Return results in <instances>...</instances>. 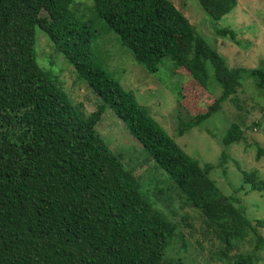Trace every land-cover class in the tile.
I'll list each match as a JSON object with an SVG mask.
<instances>
[{"label":"trees","instance_id":"1","mask_svg":"<svg viewBox=\"0 0 264 264\" xmlns=\"http://www.w3.org/2000/svg\"><path fill=\"white\" fill-rule=\"evenodd\" d=\"M72 1L0 0V264H168L165 251L177 225L155 206L150 187L137 177L126 153L114 151L99 132L108 109L223 240H256L254 249L237 253L231 264H255L258 250L264 249L257 227L264 226V218L252 224L239 199L224 194L211 177L214 164L179 145L148 106L124 88L93 41L114 33L151 73L169 57L174 68L185 67L204 87L211 82L221 86L207 110L180 120V136L205 124L224 101L235 99L229 96L235 97L245 79L264 97V62L229 66L216 36L239 42L235 29L207 26L214 34L209 39L206 29L172 0H91L86 16L71 7ZM198 2L213 21L237 4ZM43 10L51 19L49 39L98 96L88 115L73 104L57 75L38 62L36 36ZM246 140L238 121L230 122L221 138L224 146ZM262 153L258 145V159ZM240 169L243 182L264 193L257 170ZM167 187L159 189L167 192Z\"/></svg>","mask_w":264,"mask_h":264},{"label":"rangeland","instance_id":"2","mask_svg":"<svg viewBox=\"0 0 264 264\" xmlns=\"http://www.w3.org/2000/svg\"><path fill=\"white\" fill-rule=\"evenodd\" d=\"M172 1L198 27L228 25L235 29L239 42L229 36H216V47L227 58L229 66L254 67L264 62V0H237L235 8L218 21L209 17L198 0ZM91 3V0H73L71 7L86 16ZM50 22L48 13L43 10L38 16L36 36L38 62L57 75L73 104L88 115L96 109L98 96L49 39L46 28ZM205 33L212 39L214 34L210 30L206 29ZM115 38L114 33H108L93 41L104 50L102 55L109 69L125 89L135 94L140 104L148 106L151 114L188 154L214 164L211 177L220 190L237 197L252 224L257 225V220L264 218V193L245 184L240 169H256L264 178V153L257 158L258 145L264 149V97L256 94L251 79H245L235 97L234 94L229 96L235 99L224 101L220 111L205 124L180 136V120L207 110L220 95L221 86L211 82L204 87L185 67L174 68L169 57H164L158 71L151 73ZM210 71L213 72L212 67ZM232 121L242 124L247 140L224 146L221 138ZM98 130L114 151L126 153L137 177L150 187L155 206L177 225L165 251L168 264H231L237 253L254 249L256 240L251 237L232 243L223 240L210 220L186 201L176 184L170 185L172 178L168 173L157 166L154 159L146 158L148 154L142 144L113 110L105 112ZM209 130H215L217 135L212 136ZM223 151L226 158L222 157ZM161 186H168L167 192L160 191ZM257 227L264 235V226ZM257 256L255 264H264L263 248L258 250Z\"/></svg>","mask_w":264,"mask_h":264}]
</instances>
